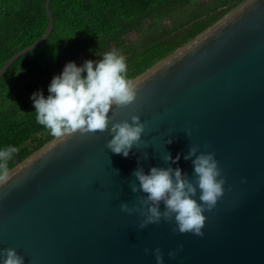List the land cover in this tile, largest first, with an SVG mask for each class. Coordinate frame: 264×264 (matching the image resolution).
<instances>
[{
  "label": "water",
  "instance_id": "1",
  "mask_svg": "<svg viewBox=\"0 0 264 264\" xmlns=\"http://www.w3.org/2000/svg\"><path fill=\"white\" fill-rule=\"evenodd\" d=\"M51 1L44 34L13 54L0 77L50 36ZM131 81L136 101L110 116L139 114L141 143L124 157L106 147L108 132L77 133L15 165L0 188V249L15 248L25 264H157V247L164 264H264V0H243ZM191 145L214 151L226 177L224 195L205 212L204 236L163 220L139 229L143 217L120 208L138 203L133 171L180 167L194 179L184 159ZM166 152L180 154L178 163L165 164Z\"/></svg>",
  "mask_w": 264,
  "mask_h": 264
},
{
  "label": "trees",
  "instance_id": "2",
  "mask_svg": "<svg viewBox=\"0 0 264 264\" xmlns=\"http://www.w3.org/2000/svg\"><path fill=\"white\" fill-rule=\"evenodd\" d=\"M242 1L52 0L50 36L0 77V149L18 148L9 168L53 139L37 123L31 97L41 90L47 97L52 78L67 62L96 61L115 50L124 56L127 78L133 80ZM45 2L0 0V69L44 34L49 24Z\"/></svg>",
  "mask_w": 264,
  "mask_h": 264
},
{
  "label": "clouds",
  "instance_id": "3",
  "mask_svg": "<svg viewBox=\"0 0 264 264\" xmlns=\"http://www.w3.org/2000/svg\"><path fill=\"white\" fill-rule=\"evenodd\" d=\"M48 92L47 97L41 90L33 93L31 98L37 123L49 130L53 138L108 132L111 139L106 147L124 157H128L133 147L141 143L145 124L139 114H132L130 120L115 122L110 116L114 107L126 108L133 104L138 94L137 88L127 78L124 56L115 50L104 53L102 59H88L81 66L75 61L67 62L62 72L52 78ZM186 134L190 136L191 129H187ZM172 142L170 136L166 143ZM208 147L209 144L204 145V148ZM17 152L18 148L12 145L0 149V188L13 179L9 162ZM146 158L147 155L140 159ZM161 159L165 164H177L180 154L174 159L171 153L166 152ZM184 159L191 160L194 179L180 167L153 166L148 173L143 167H138L133 171L137 182L129 187L138 194V203L129 206L125 202L120 208L128 214L139 213L143 217L139 229L163 220L175 225L174 232L204 236L205 212H211L224 195L226 177L222 175L214 151H201L199 145H191ZM153 254L157 264H164V254L159 247ZM176 254V251L168 253L172 258ZM0 258V264H25L24 256L11 247L0 249Z\"/></svg>",
  "mask_w": 264,
  "mask_h": 264
},
{
  "label": "rangeland",
  "instance_id": "4",
  "mask_svg": "<svg viewBox=\"0 0 264 264\" xmlns=\"http://www.w3.org/2000/svg\"><path fill=\"white\" fill-rule=\"evenodd\" d=\"M133 35H135L134 33H132V34H130L129 36H133ZM90 59V58H89ZM85 62V60H82V61H79L78 63H77V65L78 66H81V65H83V63ZM63 70V69H62ZM62 70H61V72H62ZM47 134H49V130H46L45 132H44V135H47ZM28 143H30V142H28ZM30 144H32V143H30Z\"/></svg>",
  "mask_w": 264,
  "mask_h": 264
}]
</instances>
